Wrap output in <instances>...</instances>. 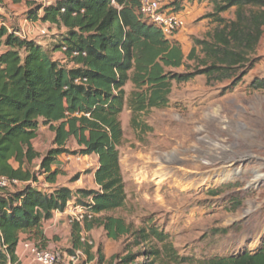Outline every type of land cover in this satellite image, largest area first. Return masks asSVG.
<instances>
[{
  "label": "trees",
  "instance_id": "16d2710c",
  "mask_svg": "<svg viewBox=\"0 0 264 264\" xmlns=\"http://www.w3.org/2000/svg\"><path fill=\"white\" fill-rule=\"evenodd\" d=\"M211 2L213 11L205 18L216 26L206 38L193 39L187 57L179 42L166 39L156 26L141 19V0H57L35 7L31 3L32 21L64 30L54 50L66 48L65 64L37 42L10 32L19 28L0 18V183L3 178L10 182L0 185V264H20L16 250L21 235L44 240L42 224L55 212H65L73 200L93 215L83 225H73L74 252L82 251L91 260L92 246L82 242V232L102 228L111 240H132L123 256L113 257L118 264H264V234L254 252L196 262L181 257L159 227L136 229L122 218L106 215L124 208L127 201L119 149L125 107L134 116L166 108L172 82L188 83L199 75L209 82H225L239 70L253 67L250 58L264 34V0ZM165 8L179 13L182 2ZM233 8V20L222 17ZM186 60L196 62L200 70L172 71L184 67ZM129 83L134 89L127 96ZM252 88L264 91V79L255 80ZM41 125L54 134L44 156L34 148ZM71 141L78 151L69 150ZM67 154L97 157V190L75 192L56 186L62 171L53 167ZM37 160L39 169L34 172Z\"/></svg>",
  "mask_w": 264,
  "mask_h": 264
},
{
  "label": "rangeland",
  "instance_id": "374dc122",
  "mask_svg": "<svg viewBox=\"0 0 264 264\" xmlns=\"http://www.w3.org/2000/svg\"><path fill=\"white\" fill-rule=\"evenodd\" d=\"M179 1L183 0L163 4L171 6ZM30 4L3 0L0 18L38 44L56 39L64 30L32 21L28 17ZM234 11L224 13V17L233 20ZM211 25L207 27L213 30ZM206 36L202 33L196 39ZM55 43L51 48L43 47L52 53ZM250 59L252 68L239 70L225 82H209L202 75L188 83L172 82L166 108L134 116L125 107L120 117L123 141L119 149L127 201L124 208L107 216L122 218L136 229L149 224L159 227L181 257L196 262L254 252L259 247L264 234V91L254 90L252 83L264 79V34ZM197 70L196 62L186 60L184 67L172 71L186 74ZM133 89L127 84V96ZM216 113L219 119L212 117ZM53 139L49 128L41 125L35 150L46 155ZM68 147L71 152L78 151L74 141ZM97 167L94 155H63L53 167L62 171L56 186L75 192L98 189L94 179ZM32 169L38 171V160ZM226 169L239 174L225 180L219 174ZM256 173L263 176L258 186L253 183ZM39 181L43 182L44 176ZM82 236L92 243L93 260L84 253L76 263L68 262L75 254L71 224L53 236L51 246L45 248L43 243L41 248L62 253L64 259L59 264H118L113 257L123 256L132 243L126 237L111 240L102 228L84 230Z\"/></svg>",
  "mask_w": 264,
  "mask_h": 264
},
{
  "label": "crops",
  "instance_id": "0c3cea01",
  "mask_svg": "<svg viewBox=\"0 0 264 264\" xmlns=\"http://www.w3.org/2000/svg\"><path fill=\"white\" fill-rule=\"evenodd\" d=\"M163 1H169V0H163ZM211 1L212 0H201V1L183 0L181 1L182 10L178 14L185 20L186 26L183 30H181L175 36L173 40L180 43L185 57L189 55L190 51L193 48L192 38L193 37L198 38V36H201L202 33H208L209 31H211L210 28L207 27L209 26V23H212L211 27L216 26V23H214L212 19L205 18L206 15L212 13L213 11V4ZM222 17H224V14H222ZM56 40H57V37L56 39L50 40L48 42H45V41L44 43L39 42V44L42 46L46 45L48 48H51L52 47L51 44L53 42H56ZM0 49H3V48H0ZM1 52H3V50ZM51 55L54 60L60 62L61 64L66 63V57L60 51L54 50L51 53ZM89 190H97V189H89ZM73 203H75V200L70 202L69 205H72ZM71 213H72L71 208L68 207L65 212L63 213L55 212L51 220L44 222L42 224V227L40 228V232L42 233L44 240H42L39 237L33 236V235L22 234L17 250H16L18 262L20 264H36L32 261V258L30 257L28 252L23 248L22 243L28 242V243L36 244L40 247H42L41 244L45 243L46 244L45 248L51 246L53 236L60 233L65 227L69 226L70 224L69 217Z\"/></svg>",
  "mask_w": 264,
  "mask_h": 264
},
{
  "label": "built area",
  "instance_id": "2783aa9c",
  "mask_svg": "<svg viewBox=\"0 0 264 264\" xmlns=\"http://www.w3.org/2000/svg\"><path fill=\"white\" fill-rule=\"evenodd\" d=\"M35 5H49L50 3H46V0H26ZM163 0H141L139 15L141 19L149 24L156 26L163 36L166 39L172 40L175 36L185 28L186 23L185 20L178 14L174 13L172 9L165 8L163 4ZM16 36H19L23 39H29L28 36L21 31H12ZM46 32L42 31L44 35ZM30 40V39H29ZM66 48H62L60 51L63 55H65ZM13 184L18 185L17 181H13ZM10 184V182L3 178L0 185L2 187H6ZM70 204V203H69ZM72 213L69 217V223L74 225L78 223L83 225L86 220L92 219L93 215L90 211L81 205H76L75 203L69 205ZM2 240V234L0 233V241ZM82 242L84 244L92 245V243L82 236ZM23 248L28 252L32 261L36 264H59L63 261V254L59 251L44 249L40 246L28 242L22 243ZM84 256L82 251H76L73 256L68 258V262L76 263V261Z\"/></svg>",
  "mask_w": 264,
  "mask_h": 264
},
{
  "label": "bare ground",
  "instance_id": "6f19581e",
  "mask_svg": "<svg viewBox=\"0 0 264 264\" xmlns=\"http://www.w3.org/2000/svg\"><path fill=\"white\" fill-rule=\"evenodd\" d=\"M219 115H218V113H216V114H213V116L212 117H214V118H216V119H219V117H218ZM249 159V158H248ZM238 174H239V171H235V170H231V169H226V170H224L223 172H222V174H219V176L221 177V178H225V180H231V179H233L234 177H236V176H238ZM234 175V176H233ZM263 178V176L261 175V174H258V173H256L255 174V180L253 181V183L254 184H258L260 181H261V179Z\"/></svg>",
  "mask_w": 264,
  "mask_h": 264
},
{
  "label": "flooded vegetation",
  "instance_id": "af4514ba",
  "mask_svg": "<svg viewBox=\"0 0 264 264\" xmlns=\"http://www.w3.org/2000/svg\"><path fill=\"white\" fill-rule=\"evenodd\" d=\"M259 184H261V183H259ZM259 184H257L256 186H258Z\"/></svg>",
  "mask_w": 264,
  "mask_h": 264
},
{
  "label": "clouds",
  "instance_id": "9594fccd",
  "mask_svg": "<svg viewBox=\"0 0 264 264\" xmlns=\"http://www.w3.org/2000/svg\"><path fill=\"white\" fill-rule=\"evenodd\" d=\"M173 40V39H172Z\"/></svg>",
  "mask_w": 264,
  "mask_h": 264
}]
</instances>
